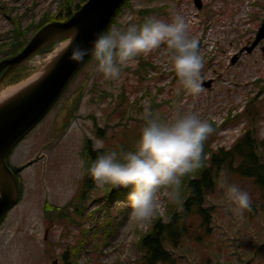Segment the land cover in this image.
<instances>
[{"label":"rangeland","instance_id":"rangeland-1","mask_svg":"<svg viewBox=\"0 0 264 264\" xmlns=\"http://www.w3.org/2000/svg\"><path fill=\"white\" fill-rule=\"evenodd\" d=\"M198 1L201 8L196 0H130L110 30L138 25L140 10L150 9V17L167 22L175 14L182 15L190 35L200 41L205 61L204 91L198 97L183 90L177 95L178 84L166 46L139 57L134 66L122 70L116 81L105 80L96 72L93 59L10 156L12 167L23 168L19 174L23 195L0 225V264H67L75 260L74 249L81 253L76 264H142L144 253L135 244L151 230L156 218L163 224L170 222L168 212L174 204L167 192L160 193L157 216L140 225L130 216L131 187H118L119 192L114 193L112 185L96 186L84 199L82 181L86 140L91 139L95 148L107 153L133 150L144 126L140 115L145 103L164 120H170L179 107L181 115L196 113L215 123L216 131L209 138L214 150L230 149L253 127L257 139L264 141V40L253 48L264 23V0ZM61 2L0 0V49L15 42L16 23L21 24L18 34L30 37L33 25L46 14H57ZM61 43L62 39L49 52L27 61L22 70L26 77L11 85L4 80L0 92L35 76L51 61ZM141 58L147 59L144 62L150 66L140 74L137 70ZM122 93L126 96L123 103ZM79 97L76 110L75 100ZM239 114L240 118L224 126L229 116ZM94 119L106 133L104 139L98 135ZM260 154L264 161V148ZM224 177L251 194V211L243 216L230 211L232 205L219 186ZM70 202L74 205L64 221L45 212L47 203L63 208ZM81 203L85 209L75 210ZM205 206L212 209L208 223L200 215L185 214L181 221L185 234L177 238V246L167 247L171 262L156 264H264V191L254 179L226 171L219 175ZM178 211L185 212L183 207ZM107 222L112 225L108 227ZM107 236L110 241L103 246Z\"/></svg>","mask_w":264,"mask_h":264},{"label":"clouds","instance_id":"clouds-1","mask_svg":"<svg viewBox=\"0 0 264 264\" xmlns=\"http://www.w3.org/2000/svg\"><path fill=\"white\" fill-rule=\"evenodd\" d=\"M78 30L72 28L61 37L52 61L38 73L36 79L48 74L65 53L71 61L80 63L88 55L96 61L95 71L105 80H119L122 70L134 66L141 56L147 57L161 46L169 51V63L176 77L177 95L183 90L192 97L203 91L202 70L205 61L200 53V41L190 35L189 24L180 14L170 22L156 17L142 24H130L125 30L112 29L96 36L92 48L75 43ZM140 119L144 122L134 150L118 154L115 151L98 155L87 173L97 187L105 185L132 188L128 200L131 218L140 225L150 223L158 214L159 196L167 192L172 204L183 207L181 187L185 176H194L205 167L206 141L216 129L196 113L180 114L179 107L170 120H164L149 103L143 106ZM84 161H81V166ZM225 196L237 216L251 211V194L226 177L219 181Z\"/></svg>","mask_w":264,"mask_h":264},{"label":"trees","instance_id":"trees-1","mask_svg":"<svg viewBox=\"0 0 264 264\" xmlns=\"http://www.w3.org/2000/svg\"><path fill=\"white\" fill-rule=\"evenodd\" d=\"M128 0L123 8L129 4ZM87 1L79 0L77 3L75 0H62L60 4V10L55 15L48 16L47 14L43 17V19L34 24L32 27V34L29 37L28 34L21 35L18 34V30H20V23H16V29L13 33L15 36V42L7 44L4 48L0 49V55L2 56L1 60L12 58L18 55L23 49L27 46L31 38L39 32L43 27L52 23V22H66L69 20L78 9L81 8ZM122 8V9H123ZM121 9V10H122ZM121 11L118 12V15ZM139 23L142 24L147 18L150 17L151 10L147 9L146 11L140 10L138 15ZM116 18L113 19L112 26L115 25ZM115 23V24H114ZM18 27V28H17ZM110 28V29H111ZM110 31V30H109ZM108 31V32H109ZM57 42H54L42 49L37 53H47L51 48L55 47ZM94 59L92 57L87 64L81 69L74 79L84 70V68ZM0 60V61H1ZM147 61L145 58L140 59V63L138 66V73H142L144 68L150 66L149 63L144 62ZM23 65L18 68L14 73H12L6 80V85L16 84L22 81L26 75L22 73ZM73 79V80H74ZM72 80V81H73ZM67 90V89H66ZM65 90V92H67ZM64 94V93H63ZM122 97V103L125 102V93H122L120 98ZM254 101V100H253ZM80 103V97L75 100V108L78 110ZM255 111V110H254ZM248 112V110H246ZM252 115L256 116L257 113L251 112ZM242 116L239 114L238 116H229L224 122V126H227L234 119H238ZM254 123V119L252 120ZM95 127L97 128L98 135L103 139L106 137V133L100 128H98L97 122L94 119ZM211 125L216 129V124L211 123ZM106 129V128H105ZM255 128H251L245 131L244 135L241 136L235 143L231 146L230 149L226 150L224 148H218L214 150L211 147L210 139H208L204 145V152L207 155L208 159L205 161V167L199 170L194 176H185L183 178L182 187H181V199L184 201L183 208L185 212L183 214L179 213V206L175 205L171 206L168 214L170 217V222L168 224H163V220L160 218H156L152 224L151 230L143 234L138 242L135 244L136 248L143 252L144 255L141 258L142 264H156L157 262H171L169 253L167 252V247L170 245L177 246L178 239L180 236L184 235L186 232V228L181 222L185 214H197L202 216L205 219V222L208 223V218L210 216L211 208H206V198L208 195L214 192L217 184L219 175L225 173L226 171H232L236 174H239L242 177L252 178L255 183L258 185L260 189L264 191V161L263 156L260 154L261 149L264 148V141L260 142L256 137ZM128 149L129 147H124ZM134 150V147L132 148ZM13 152V151H12ZM107 153L104 149H97L94 147V143L91 139H87L84 147V155H85V176L82 181V193L83 198H87V194L93 193L96 188V184L87 173V169L90 166V163L97 158L98 155ZM12 155V153H11ZM10 155V156H11ZM9 156V158H10ZM9 158L7 159V163L16 172L19 186H20V199L23 195L22 183L20 178V172L23 168H15L12 167ZM118 187H114L113 192H119ZM20 202V200H19ZM18 202V203H19ZM74 205V202L68 203L63 208L54 207L47 203L45 206V212L50 213L55 220L64 221V218L68 217L69 211L68 209ZM79 206V207H78ZM82 206V207H81ZM75 210L83 211L85 207H83V203L78 204ZM4 221V219L0 222ZM108 224V222H107ZM112 224H108V227ZM110 236H107L103 246L109 243ZM102 246V247H103ZM101 253V251L99 252ZM81 253L79 250L74 249L72 253V257L75 259L74 261L67 262V264H76V260L79 259Z\"/></svg>","mask_w":264,"mask_h":264},{"label":"water","instance_id":"water-1","mask_svg":"<svg viewBox=\"0 0 264 264\" xmlns=\"http://www.w3.org/2000/svg\"><path fill=\"white\" fill-rule=\"evenodd\" d=\"M128 0H88L66 22H52L43 27L18 55L0 61V84L42 49L61 40L72 28L78 30L75 43L91 49L98 34L107 33L118 12ZM196 5L201 4L196 0ZM264 40V23L261 25L253 48ZM92 58L83 62L69 60L65 53L39 82L12 98L0 108V222L16 206L20 198L17 175L7 164L13 149L52 110L76 74ZM58 264V262H54Z\"/></svg>","mask_w":264,"mask_h":264},{"label":"bare ground","instance_id":"bare-ground-1","mask_svg":"<svg viewBox=\"0 0 264 264\" xmlns=\"http://www.w3.org/2000/svg\"><path fill=\"white\" fill-rule=\"evenodd\" d=\"M56 51H55V53H56ZM52 59H51V61H52ZM36 76H37V74H35V76L33 75L32 78L30 77L28 80L19 84L18 86L10 88L7 91L5 90L4 92H0V108L2 106H4L6 103H8L12 98L21 94L22 92H24L25 90H27L31 86L35 85L37 82H39L42 79V78L36 79Z\"/></svg>","mask_w":264,"mask_h":264}]
</instances>
